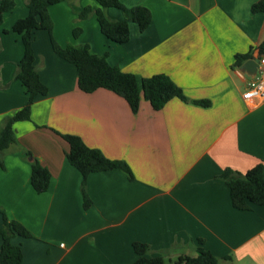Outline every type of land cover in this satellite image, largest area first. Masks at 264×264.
I'll list each match as a JSON object with an SVG mask.
<instances>
[{
  "label": "crops",
  "instance_id": "obj_1",
  "mask_svg": "<svg viewBox=\"0 0 264 264\" xmlns=\"http://www.w3.org/2000/svg\"><path fill=\"white\" fill-rule=\"evenodd\" d=\"M121 1L150 10L144 32L129 21L130 39L116 43L101 31L96 0H68L49 10L55 41L88 44L125 72L166 74L188 99L174 98L161 110L143 99L134 113L110 90L85 93L76 66L55 53L48 32H37L36 67L49 93L37 98L31 120L16 123L17 143L0 155V210L32 234L12 238L22 264L132 263L136 241L149 244L152 257L164 254L166 264L195 257L201 247L231 257L221 264H264V205L235 208L220 178L227 168L246 173L264 159V100L248 109L242 95L252 77L235 66L236 55L255 57L264 41V13L252 12L259 0ZM86 7L93 12L80 19ZM105 13L126 19L117 8ZM28 14L27 1L16 0L0 28V129L28 101L15 79L25 49L13 31ZM60 134L126 161L134 179L120 169L90 174L92 205L85 209L83 177L68 161L70 145ZM34 159L52 175L43 193L31 183Z\"/></svg>",
  "mask_w": 264,
  "mask_h": 264
},
{
  "label": "trees",
  "instance_id": "obj_2",
  "mask_svg": "<svg viewBox=\"0 0 264 264\" xmlns=\"http://www.w3.org/2000/svg\"><path fill=\"white\" fill-rule=\"evenodd\" d=\"M29 8L27 17L19 19L13 26V31L22 37L24 56L18 63L15 79L26 87L28 101L26 105L5 118L0 129V155L11 145L17 143L15 125L18 122L29 121L32 116V107L37 98L49 93L48 87L40 78L36 67V53L34 42L39 31H46L51 37L55 53L62 59L72 63L77 68L78 87L85 93H93L98 89H107L124 98L132 112L137 113L141 101H148L154 110L163 109L174 98L187 101L183 89L168 75L156 74L151 77H142L134 73L125 72L108 62V53L103 55L91 52L88 44L61 47L53 37L54 24L49 10L52 5L68 0H26ZM99 9L96 15L102 33L116 43H125L130 39L129 21L136 23L141 32H144L152 22V14L143 6L129 8L121 0H96ZM16 7V0H1L0 28L4 16ZM107 8H117L124 12L126 17L122 21H114L107 17ZM93 10L90 7L79 12L80 19H87ZM253 13H264V0H259L252 6ZM80 30H74L78 36ZM259 51L264 54V41L259 45ZM253 58L252 52L236 55V67ZM196 104L209 106L210 101L197 100ZM70 145L67 152L68 161L82 174V194L84 208L88 209L92 201L87 192V180L90 174L120 169L127 174L130 180L134 179L133 172L126 161L108 158L100 149L88 146L84 140L73 134H60ZM28 156H31L27 152ZM2 164V163H1ZM3 165V164H2ZM230 188L233 206L239 210H250L252 204L264 205V159L246 173L237 172L231 168L224 170L220 176ZM52 175L37 159L32 162L31 183L38 193L48 191ZM4 224L0 228L2 246L0 248V264H22L23 254L20 246L12 243L16 235L31 237L32 234L24 225L15 220H9L3 211ZM133 249L138 255L135 262L127 264H166L165 255L152 257V248L149 244L136 241ZM230 256L219 258L211 251L201 247L195 257L181 256L179 264H221L223 260H230Z\"/></svg>",
  "mask_w": 264,
  "mask_h": 264
},
{
  "label": "built area",
  "instance_id": "obj_3",
  "mask_svg": "<svg viewBox=\"0 0 264 264\" xmlns=\"http://www.w3.org/2000/svg\"><path fill=\"white\" fill-rule=\"evenodd\" d=\"M253 58L258 62L257 73L252 77L242 95L250 111L255 110L258 103L264 100V54L258 51Z\"/></svg>",
  "mask_w": 264,
  "mask_h": 264
},
{
  "label": "water",
  "instance_id": "obj_4",
  "mask_svg": "<svg viewBox=\"0 0 264 264\" xmlns=\"http://www.w3.org/2000/svg\"><path fill=\"white\" fill-rule=\"evenodd\" d=\"M258 62L255 58H252L242 64L239 68L242 73H245L251 77L255 76L257 73Z\"/></svg>",
  "mask_w": 264,
  "mask_h": 264
}]
</instances>
